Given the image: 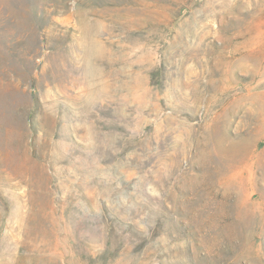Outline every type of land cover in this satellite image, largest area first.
I'll return each mask as SVG.
<instances>
[{
  "label": "rangeland",
  "instance_id": "obj_1",
  "mask_svg": "<svg viewBox=\"0 0 264 264\" xmlns=\"http://www.w3.org/2000/svg\"><path fill=\"white\" fill-rule=\"evenodd\" d=\"M0 264H264V0H0Z\"/></svg>",
  "mask_w": 264,
  "mask_h": 264
}]
</instances>
